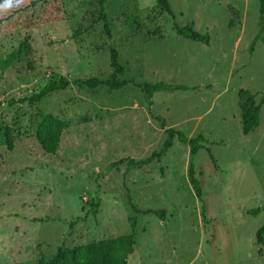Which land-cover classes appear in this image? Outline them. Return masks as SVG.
Wrapping results in <instances>:
<instances>
[{"label": "rangeland", "instance_id": "374dc122", "mask_svg": "<svg viewBox=\"0 0 264 264\" xmlns=\"http://www.w3.org/2000/svg\"><path fill=\"white\" fill-rule=\"evenodd\" d=\"M169 1L174 16L157 0H106L110 36L99 0H63L64 15L32 30L4 24L0 264L47 262L60 248L130 234L132 220L136 246L129 264H264V212L246 214L264 206L260 2ZM175 26L209 34L210 44L179 36ZM23 41L29 53L16 59ZM111 48L125 67L121 78L131 82L122 90L70 86L37 103L8 105L60 78L107 79ZM146 82L194 90L149 96L140 88ZM260 104L259 127L244 135L247 116ZM49 115L55 122L40 142ZM157 118L189 138L208 140L191 160L205 221L188 178V145L176 139L159 162L143 168L112 167L161 150L167 134ZM129 196L141 210L165 209L167 219L136 214Z\"/></svg>", "mask_w": 264, "mask_h": 264}, {"label": "trees", "instance_id": "16d2710c", "mask_svg": "<svg viewBox=\"0 0 264 264\" xmlns=\"http://www.w3.org/2000/svg\"><path fill=\"white\" fill-rule=\"evenodd\" d=\"M105 2L106 0H99L100 6V17L99 19L103 21L104 28L108 36H110V27L109 22L105 13ZM260 2V32L258 33L257 38L263 39L264 32V0H259ZM0 3H3V0H0ZM157 5L159 8L168 13L171 16H174L169 0H157ZM64 15V4L63 0H23V4L20 7H14L10 11H7L0 15V32H3L6 28L4 27L5 23L9 25H16L23 30H32L33 28L45 26L54 23L57 21L60 16ZM20 31V30H19ZM175 31L179 36L192 40L198 43H204L206 45L210 44L209 34H200L193 27H178L175 26ZM29 53V46L27 41H23L19 47L18 55L16 59L21 58L23 54ZM111 55V67L113 73L107 79L100 78H89V79H74L67 80L65 78H60L57 81H53L46 85L40 92L31 96L21 98L20 100H10L8 101L9 106H14L18 103L24 104L37 103L47 97L49 94L57 91H63L69 88L70 86H76L80 89H97L99 87H108L109 90L119 91L122 90L125 86L131 82L122 79L121 77L125 74V67L120 63L119 53L115 48L110 49ZM13 62V58L8 59L7 65ZM140 88L149 96L154 95L157 92H181L194 90V88L188 87L186 85H169L164 82L160 83H143ZM260 112L261 104L258 106H253L249 115L246 118V125L244 127V135H249L256 128L259 127L260 123ZM161 123V127L165 129L167 138L164 142L163 147L160 151L153 152L151 156L141 159H121L112 164V167H118L122 164H127L129 170L135 168L146 167L153 162H159L162 157L174 146L175 140L188 145L190 148V165L188 170V178L190 184L193 187L195 196L201 203V214L203 220L205 221L206 217V207L205 201L202 193V186L199 179L195 175V166L191 162L192 158L196 156L199 150L206 148L205 144L208 143V140L203 134H198L195 137H187L183 132L177 131L174 128H166V122L157 118ZM55 122L53 116L49 115L46 118V123L39 132V140L42 141L43 134L49 130ZM211 160L216 169H219L215 157L211 154ZM128 205L136 214H153L159 217L161 220L165 221L167 219V212L165 209L161 210H141L135 206L132 198L128 197ZM264 212L263 207H255L246 211V214L249 216L256 217ZM94 217H96V212H94ZM74 222H72L71 228L74 227ZM132 232L130 234L119 236L115 238H109L97 242H92L85 245L82 249L77 248H60L56 256L47 262H40L37 264H76L78 258L81 259L79 264H129V258L135 252L136 246V229L137 223L135 220L131 221ZM259 238V236H258Z\"/></svg>", "mask_w": 264, "mask_h": 264}, {"label": "clouds", "instance_id": "9594fccd", "mask_svg": "<svg viewBox=\"0 0 264 264\" xmlns=\"http://www.w3.org/2000/svg\"><path fill=\"white\" fill-rule=\"evenodd\" d=\"M23 4V0H3V3H0V15L10 11L14 7H20Z\"/></svg>", "mask_w": 264, "mask_h": 264}]
</instances>
